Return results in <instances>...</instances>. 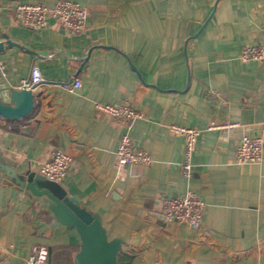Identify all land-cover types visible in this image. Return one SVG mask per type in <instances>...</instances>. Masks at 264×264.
<instances>
[{
    "label": "crops",
    "instance_id": "0c3cea01",
    "mask_svg": "<svg viewBox=\"0 0 264 264\" xmlns=\"http://www.w3.org/2000/svg\"><path fill=\"white\" fill-rule=\"evenodd\" d=\"M55 1L0 0V42L16 43L0 50V75L12 88L33 66L43 77L27 116H0V264H26L37 244L46 264H76L75 229L18 182L53 149L71 157L59 182L67 195L120 238L117 264H264V153L237 164L238 130L226 126L253 125L264 139V59L240 58L263 42L264 0H71L87 9L73 33L54 18L41 30L15 19L19 3ZM121 102L141 116L122 123L95 106ZM169 124L200 131L189 175ZM123 134L150 164L117 162ZM185 191L205 203L197 229L162 215V200Z\"/></svg>",
    "mask_w": 264,
    "mask_h": 264
},
{
    "label": "built area",
    "instance_id": "2783aa9c",
    "mask_svg": "<svg viewBox=\"0 0 264 264\" xmlns=\"http://www.w3.org/2000/svg\"><path fill=\"white\" fill-rule=\"evenodd\" d=\"M15 19L20 25L41 30L48 26L49 18H54L61 27L69 33L79 32L87 25V9L71 0H56L51 5L43 3H19L14 11ZM242 60H263L264 59V37L263 42L258 44H246L240 50ZM2 65H0L1 71ZM2 72V71H1ZM43 81L42 74L37 66L30 69L29 77L21 81V87L31 88ZM80 80L75 77L73 83L68 85L69 89L79 87ZM98 109L108 114L112 120L130 123L133 119L140 117L141 112L127 102L117 104L96 103ZM226 126L239 127L238 122L226 124ZM216 124L211 122L207 130L215 128ZM168 130L173 135H180L184 138L183 160L180 164L182 172L189 175L191 169V155L195 141L200 131L194 127H187L178 124H169ZM264 153V139L258 134H242L238 137L235 147V162L260 163ZM115 158L120 165H148L152 159L148 152L136 147L127 134H123L114 151ZM71 157L61 149H53L49 158L39 167V173L45 178L60 182L69 167ZM205 203L195 193L185 191L162 200V215L164 220L170 222L184 223L192 229H197L202 220ZM48 249L45 245L37 244L31 249L26 258V264H46Z\"/></svg>",
    "mask_w": 264,
    "mask_h": 264
},
{
    "label": "water",
    "instance_id": "95a60500",
    "mask_svg": "<svg viewBox=\"0 0 264 264\" xmlns=\"http://www.w3.org/2000/svg\"><path fill=\"white\" fill-rule=\"evenodd\" d=\"M5 43L12 44L13 42L8 39L1 41L0 50ZM133 69L135 70L134 67ZM32 106L31 88H12L0 75V116L19 119L27 116ZM233 129L238 130V136L242 134L262 135L259 131L254 132L253 125ZM18 182L30 192L46 197L55 218L75 229L79 237V250L74 256L76 264H117L121 248L120 238L109 239L99 217L87 210L76 198L67 195L59 182L49 180L36 172L19 177Z\"/></svg>",
    "mask_w": 264,
    "mask_h": 264
},
{
    "label": "trees",
    "instance_id": "16d2710c",
    "mask_svg": "<svg viewBox=\"0 0 264 264\" xmlns=\"http://www.w3.org/2000/svg\"><path fill=\"white\" fill-rule=\"evenodd\" d=\"M128 260V258L126 257V256H121L120 258H119V260H118V262H125V261H127Z\"/></svg>",
    "mask_w": 264,
    "mask_h": 264
}]
</instances>
